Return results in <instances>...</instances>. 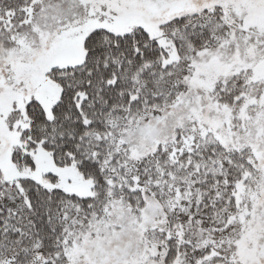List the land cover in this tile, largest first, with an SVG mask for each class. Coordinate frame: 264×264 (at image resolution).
Masks as SVG:
<instances>
[{
  "label": "snow or ice",
  "instance_id": "1",
  "mask_svg": "<svg viewBox=\"0 0 264 264\" xmlns=\"http://www.w3.org/2000/svg\"><path fill=\"white\" fill-rule=\"evenodd\" d=\"M0 264H264V0H0Z\"/></svg>",
  "mask_w": 264,
  "mask_h": 264
}]
</instances>
